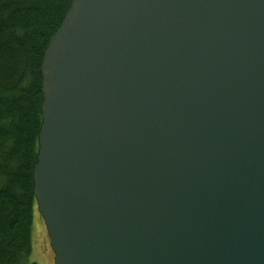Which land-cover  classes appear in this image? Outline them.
<instances>
[{"label":"water","instance_id":"1","mask_svg":"<svg viewBox=\"0 0 264 264\" xmlns=\"http://www.w3.org/2000/svg\"><path fill=\"white\" fill-rule=\"evenodd\" d=\"M42 75L55 264H264V0H73Z\"/></svg>","mask_w":264,"mask_h":264},{"label":"trees","instance_id":"2","mask_svg":"<svg viewBox=\"0 0 264 264\" xmlns=\"http://www.w3.org/2000/svg\"><path fill=\"white\" fill-rule=\"evenodd\" d=\"M73 0H0V264L31 259L42 63Z\"/></svg>","mask_w":264,"mask_h":264},{"label":"rangeland","instance_id":"3","mask_svg":"<svg viewBox=\"0 0 264 264\" xmlns=\"http://www.w3.org/2000/svg\"><path fill=\"white\" fill-rule=\"evenodd\" d=\"M31 259L38 264H55V254L47 227L38 211H35L33 220Z\"/></svg>","mask_w":264,"mask_h":264}]
</instances>
